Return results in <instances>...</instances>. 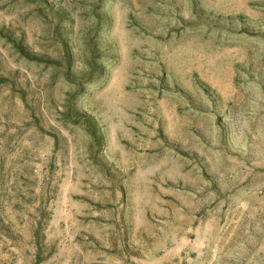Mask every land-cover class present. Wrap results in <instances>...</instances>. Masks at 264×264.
<instances>
[{"label":"rangeland","instance_id":"rangeland-1","mask_svg":"<svg viewBox=\"0 0 264 264\" xmlns=\"http://www.w3.org/2000/svg\"><path fill=\"white\" fill-rule=\"evenodd\" d=\"M0 264H264V0H0Z\"/></svg>","mask_w":264,"mask_h":264}]
</instances>
